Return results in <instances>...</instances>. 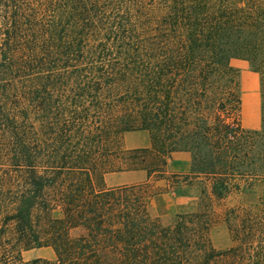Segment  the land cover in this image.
<instances>
[{
	"label": "trees",
	"instance_id": "1",
	"mask_svg": "<svg viewBox=\"0 0 264 264\" xmlns=\"http://www.w3.org/2000/svg\"><path fill=\"white\" fill-rule=\"evenodd\" d=\"M233 58L260 75L258 129ZM137 130L149 147L124 145ZM176 151L190 171L171 175L217 198L264 187V0H0V264H264V217L218 250L199 213L152 217L146 181L105 183ZM41 246L55 257H22Z\"/></svg>",
	"mask_w": 264,
	"mask_h": 264
},
{
	"label": "rangeland",
	"instance_id": "2",
	"mask_svg": "<svg viewBox=\"0 0 264 264\" xmlns=\"http://www.w3.org/2000/svg\"><path fill=\"white\" fill-rule=\"evenodd\" d=\"M230 64L237 70L240 96L239 121L245 129H258L260 126L261 86L260 75L252 71L247 61L233 58ZM124 145L128 148L150 146V135L146 130H137L125 134ZM189 155L184 152H173L167 159L165 175L152 176L146 180L145 171L130 173H109L104 177L107 186L118 184H136L147 182L144 186L147 195V209L152 217L162 224L173 223L178 214L199 213L207 222V236L211 245L223 250L238 244L236 233L232 234L236 224L241 220L256 216L264 217V199L262 184L237 180L238 187L223 198L211 193V179L207 176L187 178L174 177L171 174H189ZM187 163V164H186ZM248 182V183H247ZM58 211L53 216H59ZM73 235L78 230H72ZM24 259L43 257L53 259L54 252L49 246H41L21 252Z\"/></svg>",
	"mask_w": 264,
	"mask_h": 264
},
{
	"label": "crops",
	"instance_id": "3",
	"mask_svg": "<svg viewBox=\"0 0 264 264\" xmlns=\"http://www.w3.org/2000/svg\"><path fill=\"white\" fill-rule=\"evenodd\" d=\"M130 132H132V131H130ZM128 133V132H127ZM126 134V133H125ZM125 134H124V138H123V142H124V140H125ZM128 148V147H127ZM135 148H137V147H135ZM181 152H184V153H186L187 155H189L187 152H185V151H181ZM187 164V163H186ZM189 167H190V160H189ZM136 171H142V170H132V171H124V172H119V173H130V172H136Z\"/></svg>",
	"mask_w": 264,
	"mask_h": 264
}]
</instances>
